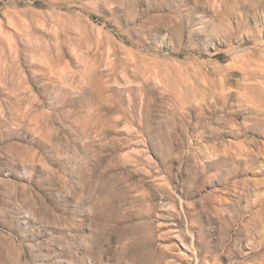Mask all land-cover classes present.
<instances>
[{
    "label": "rangeland",
    "instance_id": "374dc122",
    "mask_svg": "<svg viewBox=\"0 0 264 264\" xmlns=\"http://www.w3.org/2000/svg\"><path fill=\"white\" fill-rule=\"evenodd\" d=\"M0 264H264V0H0Z\"/></svg>",
    "mask_w": 264,
    "mask_h": 264
}]
</instances>
